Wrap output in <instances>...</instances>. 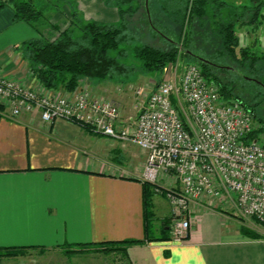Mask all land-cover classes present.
I'll return each mask as SVG.
<instances>
[{
  "label": "crops",
  "instance_id": "crops-1",
  "mask_svg": "<svg viewBox=\"0 0 264 264\" xmlns=\"http://www.w3.org/2000/svg\"><path fill=\"white\" fill-rule=\"evenodd\" d=\"M105 1L78 0L85 18L117 22V9ZM37 36L30 25L14 22L10 7L0 8L2 76L30 88L41 87L21 51V43ZM47 91L59 94L65 89ZM125 144L64 119L44 123L38 111L10 118L3 106L0 254L5 248L10 253L65 251L78 245L138 240L126 249L129 264H264V234H244L222 200L215 205L211 202L216 200L193 203L188 234L182 242L174 241L163 223L169 219L167 201L155 192L148 206L144 202L145 153L139 149L141 161L129 156L124 164L119 159ZM108 154L111 157H105ZM162 177V182L173 184L169 176ZM4 257L8 256L0 255L1 264L8 262Z\"/></svg>",
  "mask_w": 264,
  "mask_h": 264
},
{
  "label": "built area",
  "instance_id": "built-area-1",
  "mask_svg": "<svg viewBox=\"0 0 264 264\" xmlns=\"http://www.w3.org/2000/svg\"><path fill=\"white\" fill-rule=\"evenodd\" d=\"M165 68L164 78L145 95L135 119L81 81L52 94L0 74V103L7 117L38 111L42 122L76 123L94 134L136 145L145 153L141 180L163 196L170 210L172 239L182 242L190 229L191 206L203 199L223 200L264 225V136L242 101L220 95L198 64ZM167 73V75H166ZM143 95L141 89L135 90ZM162 175L173 184L161 186ZM264 241V238H263Z\"/></svg>",
  "mask_w": 264,
  "mask_h": 264
},
{
  "label": "trees",
  "instance_id": "trees-1",
  "mask_svg": "<svg viewBox=\"0 0 264 264\" xmlns=\"http://www.w3.org/2000/svg\"><path fill=\"white\" fill-rule=\"evenodd\" d=\"M44 1L51 3L55 10H61L60 4L67 2V0ZM112 1L107 0L106 4L119 5L117 7L119 16L117 22L88 20L80 25L78 24V12L73 11L65 28L50 23V29L55 34L51 33L48 36L41 35L37 27L46 10L42 3L38 4L36 0H4L0 1V8L10 7L13 11L14 22H25L39 32L37 37L25 40L21 44L22 57L28 70L37 78V81L47 89L61 87L72 90L81 81L90 82L93 79L125 73L126 65L121 60L128 56V51L123 46L133 40H138V35L129 27L126 20L127 11L120 7L122 6L120 4H124L126 0H119L118 3ZM151 1L148 0L150 14V18H148L145 0H143L144 18L149 29L153 31V35L158 36L165 43V47L160 48L141 43L131 48L133 56L140 60L146 71L161 72L167 64L175 61L178 52H180L184 57L196 62L203 75L218 85L222 97L240 100L252 112L259 127L253 131L250 139L253 140L260 134L264 135V120L256 110L257 105L264 101V78H260L259 75L262 71L259 63L264 62V55L262 57L254 55L246 47L238 46V36L235 31V26L240 20L246 19L247 23L253 25H258L261 22L260 13L264 8V0H253L254 5L250 9L246 5H241L243 9L240 12L237 9H232L233 12L231 16H228L229 19L221 16V11L228 8L223 0H217L218 2H215L216 0H158L157 7L154 9ZM208 9H212V23L221 41L220 49L211 54L195 47L192 40H186L181 44V30L174 36L162 17L163 13L170 17H177L182 27L188 18L205 17ZM155 10L157 11L155 12ZM158 31L211 63L199 61L192 55L181 51ZM113 52L115 53L112 54ZM214 64L230 66L232 69L221 68ZM219 74H223L224 77ZM245 77L254 78L261 84ZM234 80L240 82L242 87L248 90L252 89L253 93L249 102L243 101L242 93L235 91ZM258 97H261L262 100L259 101ZM1 109L3 106L0 104ZM143 193L144 202L148 206L151 203V196L155 193L154 187L148 182H143ZM243 233L248 234L249 232L244 230ZM135 242L138 240L101 242L95 243L93 246L106 245L108 249H118L122 252L126 264H129L126 249ZM89 246L92 245H78L72 250L86 249ZM9 249L5 248V252H1L0 255L13 254L6 252Z\"/></svg>",
  "mask_w": 264,
  "mask_h": 264
},
{
  "label": "rangeland",
  "instance_id": "rangeland-1",
  "mask_svg": "<svg viewBox=\"0 0 264 264\" xmlns=\"http://www.w3.org/2000/svg\"><path fill=\"white\" fill-rule=\"evenodd\" d=\"M97 1L98 0H87L88 4H96ZM106 1L105 4L107 3ZM118 1L119 0H113L112 2L118 3ZM241 1H243L249 9L254 5V3H252L253 0H226L229 6L221 11V16L225 19H229L228 14L230 11L231 13L233 11L229 10V7H231V9H237L239 12L242 11L243 8L239 6L243 5ZM157 2L158 0L151 1L153 9L154 7H157ZM215 2L218 1L216 0ZM36 3H42L46 7L43 17L39 21V25H37L40 34L43 36L51 35L52 31L50 29V23L58 24L61 28H65L73 11L78 12V24L80 25L88 20H97L96 16L89 18L84 17L83 13L80 11L78 0H67L64 4H60L61 10H55V8L51 6V3H47L44 0H36ZM120 5H122L120 7H122L124 11H127L126 20L129 23L130 29L138 35V40H133L128 45L123 46L128 51V56L121 60L126 65V70L123 75L115 74L102 79H93L89 82L90 84H88V88L95 94L110 98L118 103L122 108V117L125 120L130 118L135 119L143 98L164 78L165 68L167 66H170V64L175 65L177 71L180 72L185 65L192 63L196 64V62L184 57L178 52L175 61L167 64L161 72L146 71L140 60L133 56L131 48L140 45L141 43H147L162 48L165 47V43L158 36L153 35V31L149 29L146 19L144 18L143 0H126L124 4L122 3ZM106 6L115 7L117 9L119 5L106 4ZM156 11L157 10H155V12ZM211 14L212 9H208L205 17L197 18L194 16L191 19L188 18L189 20L186 19V22L182 27L179 23V18L170 17L164 13L162 17L164 18L165 23L169 26V31L174 33V36H176V33H179L181 30V44L186 40H192V42L194 41L195 47H198L207 54H211L215 50L217 51L220 49L221 46V41L212 23L213 19ZM260 14L261 22L258 25L247 23V20L243 19V21L240 20V22L236 24L235 31L238 36V46L246 47L252 54L262 57L264 55V8L261 9ZM34 30L36 33L38 32L35 28ZM114 53L115 52L112 54ZM259 64H261L262 67L261 74H259L260 78H264V62H260ZM219 75L224 77L223 74ZM233 84L236 88L235 91L242 93L243 96H241V99L243 101L247 102L250 100L253 93L252 89L248 90L247 88L242 87L240 82L236 80L233 81ZM137 89L142 90V96L135 93V90ZM258 100H262L261 97H258ZM256 110L261 119L264 120V101L257 105ZM120 150H122V154L120 155L122 158L120 157L119 160L124 164L128 163V161L125 160H127L129 156L134 157L136 161H141L142 159L143 154L139 151V148L136 145L132 146L127 143L121 145ZM105 157L111 156L108 154ZM169 182L170 181L162 182L159 180L158 184L161 186H169L171 185L168 184ZM215 202H218V200L211 203L214 204ZM222 202L225 201L222 200ZM225 205H228V214L238 220L241 231L245 230L249 232V236L253 237L263 236L264 225L260 220L254 217H245L232 205L227 203ZM170 216L171 210H169V219L166 222H163L169 226V229L171 225ZM79 249L76 251H73L72 249H66L65 251L32 250L29 252H18L11 255H5L8 257L4 258L8 259L6 264H13L14 261H20L19 263L22 264H126L121 251L118 249H108L106 248V245H92L86 249Z\"/></svg>",
  "mask_w": 264,
  "mask_h": 264
},
{
  "label": "water",
  "instance_id": "water-1",
  "mask_svg": "<svg viewBox=\"0 0 264 264\" xmlns=\"http://www.w3.org/2000/svg\"><path fill=\"white\" fill-rule=\"evenodd\" d=\"M145 10H146V12H147L148 18H150L149 8H148V0H145ZM158 33H159L160 35H162L167 41H169V42L175 44V45H176L181 51H183V52H185V53H188V54L192 55L193 57H195V58L198 59L199 61H204V62H209V63H211L210 61L206 60L205 58H203V57H201V56H198V55H196V54H193L190 50H188V49H186L185 47H183L180 43H177V42L174 41L173 39H171V38L165 36L164 34H162L161 32L158 31ZM214 65H216V64H214ZM216 66L221 67V68H226V69H232V67H230V66H220V65H216ZM245 78H247V79H251V80L256 81L257 83H260V84H261V82H259L258 80L254 79V78H249V77H245ZM262 85H263V84H262ZM263 87H264V85H263Z\"/></svg>",
  "mask_w": 264,
  "mask_h": 264
}]
</instances>
